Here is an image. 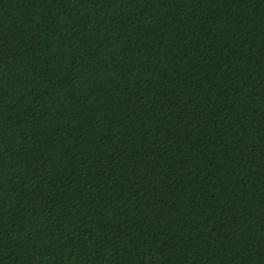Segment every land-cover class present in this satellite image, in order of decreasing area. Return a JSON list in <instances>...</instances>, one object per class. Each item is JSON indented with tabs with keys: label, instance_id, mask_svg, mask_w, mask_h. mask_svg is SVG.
<instances>
[{
	"label": "trees",
	"instance_id": "16d2710c",
	"mask_svg": "<svg viewBox=\"0 0 264 264\" xmlns=\"http://www.w3.org/2000/svg\"><path fill=\"white\" fill-rule=\"evenodd\" d=\"M0 264H264V0H0Z\"/></svg>",
	"mask_w": 264,
	"mask_h": 264
}]
</instances>
